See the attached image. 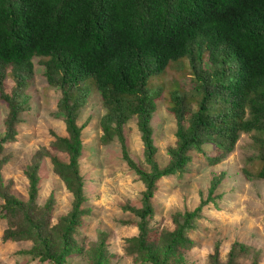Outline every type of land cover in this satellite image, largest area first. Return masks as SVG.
<instances>
[{
  "label": "trees",
  "instance_id": "16d2710c",
  "mask_svg": "<svg viewBox=\"0 0 264 264\" xmlns=\"http://www.w3.org/2000/svg\"><path fill=\"white\" fill-rule=\"evenodd\" d=\"M204 50L209 69L200 64ZM34 56L42 58L47 84L61 91L57 105L65 135L54 136L51 146L64 151L67 161L45 147L36 152L25 173V201L9 191L0 171L1 208L8 224L3 241L33 238L29 252L53 264H63L77 249L75 236L85 214L79 170L83 141L77 118L92 89L99 92L103 108L101 141L122 142L123 160L144 184L141 207L130 208L138 218L136 241L141 248L149 241L156 183L182 171L191 151L200 150L202 144L216 147L213 156L205 155L214 165L233 151L241 133H250L260 152L259 166L245 165L242 172L249 179H264V0H0V103L8 109L0 135V170L6 160L4 143L15 138L26 107ZM186 57L200 98L185 122L192 97L182 95L175 84L169 91L176 140L167 150V164L160 166L150 120L162 91L156 93L151 78ZM7 76L14 83L10 93L5 91ZM131 118L136 119L148 169L140 168L123 144L122 127ZM44 156L72 195L69 212L53 224L54 198L41 206L37 203L38 169ZM220 180L221 175L215 176L211 189ZM201 211L199 205L177 213L163 249L149 252L148 260L184 264L181 250L192 247L188 233ZM95 254L92 264L107 262L106 248L97 246ZM258 256L251 246L234 241L225 261L216 246L209 264H242L241 259L249 258L250 264H257Z\"/></svg>",
  "mask_w": 264,
  "mask_h": 264
},
{
  "label": "rangeland",
  "instance_id": "374dc122",
  "mask_svg": "<svg viewBox=\"0 0 264 264\" xmlns=\"http://www.w3.org/2000/svg\"><path fill=\"white\" fill-rule=\"evenodd\" d=\"M32 62V75L25 89L26 107L20 115L15 138L4 143L6 160L0 170L9 191L24 201L28 198L25 173L36 152L45 147L52 155L67 161L64 151L51 146L54 136L65 135L63 117L57 105L61 91L47 84L42 58L34 56ZM200 64L203 69L210 67L205 50ZM191 70L190 59L186 57L171 63L163 73L151 78L153 87L162 91L150 120L156 147L155 159L160 166L167 164V150L174 146L176 140V119L168 103L172 86L175 84L182 95L192 97L185 122L197 108L200 95L195 91ZM4 82L5 91L10 93L13 81L7 76ZM7 112V107L0 103L1 136ZM102 114L99 92L92 89L77 118L83 141L79 170L85 214L75 236L77 249L63 264H92L97 246L107 249L105 264H152L148 253L163 249L167 234L174 229V216L199 205L202 216L188 233L194 243L191 248L181 250L184 264H209V257L216 246L220 260L225 261L234 241L251 246L259 253L257 264H264V179H249L242 172L245 165L250 169L259 166L260 152L250 133H241L233 151L219 163L208 164L205 155L213 156L217 149L211 143H204L200 150L191 151L190 161L182 171L158 180L152 198L154 213L148 225L149 241L141 248L136 241L138 218L130 208L141 207L144 184L123 160L122 142L114 139L105 144L101 141L99 120ZM122 133L129 157L140 168L148 169L143 160L141 134L134 118L123 125ZM251 158L255 160L253 163H249ZM220 175V182L211 189L212 179ZM38 178L37 203L41 206L52 196L55 201L52 224L57 223L59 217L69 212L72 195L52 170L48 156L40 161ZM3 203L0 197V264H53L29 252L34 246L33 238L3 241V231L8 227L1 208ZM250 262V258L241 259L242 264Z\"/></svg>",
  "mask_w": 264,
  "mask_h": 264
},
{
  "label": "clouds",
  "instance_id": "9594fccd",
  "mask_svg": "<svg viewBox=\"0 0 264 264\" xmlns=\"http://www.w3.org/2000/svg\"><path fill=\"white\" fill-rule=\"evenodd\" d=\"M154 88H155V87H154ZM154 90H157V89L155 88ZM154 90H152V91L154 92ZM159 91H160V90H157L156 93L159 92ZM156 93H154V94H156ZM158 99H159V98H158ZM158 99H157V100H158ZM156 102H157V101H156ZM155 109H156V108H155ZM154 111H155V110H154ZM134 119H135V118H134ZM135 122H136V119H135ZM122 129H123V127H122Z\"/></svg>",
  "mask_w": 264,
  "mask_h": 264
}]
</instances>
